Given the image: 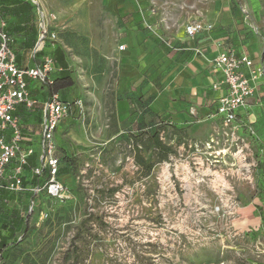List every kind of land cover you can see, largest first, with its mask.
Instances as JSON below:
<instances>
[{
    "label": "rangeland",
    "instance_id": "374dc122",
    "mask_svg": "<svg viewBox=\"0 0 264 264\" xmlns=\"http://www.w3.org/2000/svg\"><path fill=\"white\" fill-rule=\"evenodd\" d=\"M125 1L38 0L57 36L40 55L61 48L75 82L60 94L74 105L57 139L58 157L70 158L74 168L61 177L64 198L40 199L28 224L0 251V264H264V217L256 210L264 208L261 116L235 136L218 117L209 119L212 129L204 136L191 130L202 115L177 126V134L168 127L161 140L176 154L159 161L148 137L133 142L139 130L120 127L115 114L116 52L129 36L172 43L181 26L201 21L206 30L193 40L228 34L240 45L264 42V0H135L138 11ZM73 4L81 7L71 22L56 23L57 11ZM226 15L217 25L207 22ZM166 123L172 124L151 121L143 130L152 135ZM73 128L87 145L71 140ZM225 150L228 156L218 155ZM139 157L152 164L149 175Z\"/></svg>",
    "mask_w": 264,
    "mask_h": 264
},
{
    "label": "crops",
    "instance_id": "0c3cea01",
    "mask_svg": "<svg viewBox=\"0 0 264 264\" xmlns=\"http://www.w3.org/2000/svg\"><path fill=\"white\" fill-rule=\"evenodd\" d=\"M127 4L131 10L138 11V3L135 0L125 1L124 5ZM80 7L81 5L73 4L61 8L57 11V20L54 21L64 26L69 24L73 15L80 11ZM135 17H139L138 12L135 13ZM0 18L6 24L5 31L11 35L15 43L22 44L25 37L15 32L24 27L23 23L11 26L13 23L11 21H16L15 18ZM227 18L229 15L214 20L208 19L207 22L217 25L219 21ZM230 38L231 35L226 34L220 40H202L200 37L199 40H188L183 26L177 30L176 38L171 39L173 47L170 46V44L173 45L171 42L153 40L144 33L129 36L125 40V50L118 49L115 58L118 60L119 73L117 80V98H119L116 101L115 114L119 126L137 132L140 128L149 126L151 121H164L167 118L173 125L180 126L194 124L196 117L202 115L191 130L199 136L206 135L212 129L209 119L215 117L220 119L217 113L218 99L226 93L223 88L221 91L213 90L214 84L220 81V75L215 69L216 58L222 52L230 50L239 56L243 54L250 56L255 64L264 62V42L254 39L249 40L245 45H240L242 42L232 43L236 40H229ZM14 50L18 64L23 68L42 65L46 57L42 55L35 62L32 59L34 49H24L20 54L16 49ZM68 67L70 68L69 64ZM55 76L54 74L53 77ZM251 84L254 94L248 99L247 104L237 111L238 121L247 125L253 121V115L259 114L261 117L257 123V129L264 130V80L260 79ZM29 85L33 97L44 101L45 97L38 84L29 80ZM38 114L37 111L24 116L23 126H27L25 129L28 135L38 133V125H40L36 122ZM244 128L240 131L243 132ZM73 129L68 134L71 140L87 145V138H84L79 131L76 132L77 136H73ZM60 132L58 128L57 139ZM59 145L61 147L62 141Z\"/></svg>",
    "mask_w": 264,
    "mask_h": 264
},
{
    "label": "built area",
    "instance_id": "2783aa9c",
    "mask_svg": "<svg viewBox=\"0 0 264 264\" xmlns=\"http://www.w3.org/2000/svg\"><path fill=\"white\" fill-rule=\"evenodd\" d=\"M36 10L39 24V38L32 53L37 61V53L45 48L48 41H55L56 34L49 31L48 18L38 0H28ZM6 24L0 18V132L9 131V136L0 137V190L9 193L24 191L23 178L25 167L30 159L36 156V165L31 173L42 177L47 174V181L42 187L30 191L36 196L45 192L53 199H63L66 186L59 177L60 149L57 130L62 122L73 113V105L63 101L59 94L49 96L46 100H38L32 95L29 80L38 84L41 92L53 84V75L61 71L57 69L51 56H46L42 65L34 68H23L18 64L15 50L11 47L12 37L5 31ZM201 21L187 25L188 40H193L205 31ZM173 44V43H172ZM171 47L174 46L170 44ZM120 51L125 47L121 46ZM215 69L220 81L214 84L213 90L226 93L219 96L217 113L220 116L222 129L228 135L235 136L243 127L238 121L237 111L247 104L254 94L252 82L264 80V62L255 64L254 59L234 51H224L215 60ZM41 112V122L36 135H28L23 126L25 115ZM214 141L208 144L212 147ZM38 148H37V147ZM31 212L34 202L31 203Z\"/></svg>",
    "mask_w": 264,
    "mask_h": 264
},
{
    "label": "trees",
    "instance_id": "16d2710c",
    "mask_svg": "<svg viewBox=\"0 0 264 264\" xmlns=\"http://www.w3.org/2000/svg\"><path fill=\"white\" fill-rule=\"evenodd\" d=\"M0 17H11L15 18L16 21H11V26H17V24L23 23L24 27L20 30H17L15 33H21L25 40L22 44H16L13 40L11 47L16 49L18 54L24 49L33 50L37 44V34L39 38V24L38 16L35 8L29 1H20V0H0ZM8 22L9 20L6 19ZM10 35V34H9ZM11 36V35H10ZM42 52V51H41ZM41 52L37 53V59L41 56ZM40 55V56H39ZM54 64L57 69L61 71L55 73L53 78V84L48 86L44 92H42L45 100L54 94H61L63 92L69 91L75 87V82L72 76V71L68 67V63L65 58V54L61 48L55 49L50 53ZM61 97V96H60ZM62 99V97H61ZM63 101H67L62 99ZM36 122H41V116L38 114ZM150 125V124H149ZM39 126V125H38ZM37 126V127H38ZM152 126V125H151ZM151 126H149L151 128ZM25 128L27 126H24ZM36 127V129H37ZM171 127L175 134L179 133L177 126L170 123L162 125L158 131L150 135L149 130L144 132L143 128H140L137 134H132V141L138 142L141 137L147 136L150 145L157 150L159 161H167L171 155H175L176 151L171 146H168L161 140V132H166V129ZM134 133V132H132ZM138 164L140 166H145L147 169V174L149 175L152 170V164L146 165L145 162L139 157ZM36 156H33L30 159V165L25 167V176L23 178L24 191L19 193H9L6 190H0V231L3 234H0V251L4 250L8 243L14 241L16 234H18L23 225L28 224L29 215H32L36 210V207L41 198L47 197L48 199H53L48 196L45 192H41L39 195H34L30 190L37 187H42L47 181V174L45 173L42 177L36 176L31 173L32 168L36 165ZM74 164L70 158H60V172L59 177L69 176L72 173ZM29 174L32 176L31 179H28ZM62 181V180H61ZM17 203L18 205H12V203ZM34 202V206L31 212V203ZM260 217H264V208H256ZM27 214V217H26ZM26 217V219H25ZM24 237V235L22 236Z\"/></svg>",
    "mask_w": 264,
    "mask_h": 264
},
{
    "label": "bare ground",
    "instance_id": "6f19581e",
    "mask_svg": "<svg viewBox=\"0 0 264 264\" xmlns=\"http://www.w3.org/2000/svg\"><path fill=\"white\" fill-rule=\"evenodd\" d=\"M73 130H74V131H72L73 136H74V135L77 136V135H76V132H78V130H76V129H73ZM208 149L211 150L212 148H211V147H208ZM221 154H224L225 156H228L229 152L225 150V151H222L221 153H219L218 155H221ZM236 156H240V157L242 158V152H239L238 154H236ZM240 211H241V210H240ZM240 211H239V212H240ZM239 212H238V213H239ZM246 215H247V214H246ZM246 215H245V217H246ZM249 215H250V214H249ZM251 217H252V216H251ZM251 217H250V218H251ZM253 218H254V217H253ZM248 220H249V219H248ZM251 220H252V219H251ZM243 221H244V220H243Z\"/></svg>",
    "mask_w": 264,
    "mask_h": 264
}]
</instances>
